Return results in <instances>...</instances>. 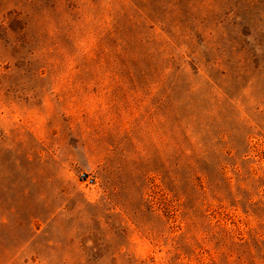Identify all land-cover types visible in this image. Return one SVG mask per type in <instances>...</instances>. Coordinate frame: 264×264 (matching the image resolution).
Instances as JSON below:
<instances>
[{"label":"rangeland","instance_id":"obj_1","mask_svg":"<svg viewBox=\"0 0 264 264\" xmlns=\"http://www.w3.org/2000/svg\"><path fill=\"white\" fill-rule=\"evenodd\" d=\"M0 264H264V0H0Z\"/></svg>","mask_w":264,"mask_h":264},{"label":"built area","instance_id":"obj_2","mask_svg":"<svg viewBox=\"0 0 264 264\" xmlns=\"http://www.w3.org/2000/svg\"><path fill=\"white\" fill-rule=\"evenodd\" d=\"M82 178L83 179H89V177L87 176V175H85L84 173H83V175H82ZM92 177H90V179H91Z\"/></svg>","mask_w":264,"mask_h":264}]
</instances>
